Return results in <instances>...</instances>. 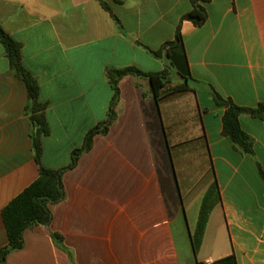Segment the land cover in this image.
Segmentation results:
<instances>
[{
    "label": "crops",
    "instance_id": "1",
    "mask_svg": "<svg viewBox=\"0 0 264 264\" xmlns=\"http://www.w3.org/2000/svg\"><path fill=\"white\" fill-rule=\"evenodd\" d=\"M103 3L110 13L97 0H0L2 29L19 44L44 104L41 163L62 170L64 194L48 206L49 224L26 229L23 248L3 264H213L229 255L264 264V120L239 117L252 140L245 153L223 135L225 108L212 95L264 104V0L199 2L207 14L200 27L181 20L191 0ZM178 25L182 50L164 49ZM127 67L167 71V81L154 96L147 78L123 77L115 120L68 168L107 118L106 71ZM27 104L0 43V249L8 243L2 209L38 177Z\"/></svg>",
    "mask_w": 264,
    "mask_h": 264
},
{
    "label": "trees",
    "instance_id": "2",
    "mask_svg": "<svg viewBox=\"0 0 264 264\" xmlns=\"http://www.w3.org/2000/svg\"><path fill=\"white\" fill-rule=\"evenodd\" d=\"M101 6L110 13L103 0H97ZM209 0H191L192 8L185 14L181 20H188L196 27L204 24L207 18L205 8L199 4L206 3ZM0 43L2 44L6 57L8 58L10 68L14 71L16 77L21 79L28 91V104L25 112L29 114L30 121V136L32 140V147L34 153V160L38 166V177L29 186L23 189L16 197H14L1 211L6 234L8 238L7 245L0 249V264H3L6 257L13 251L23 248V233L26 229L35 225H48L51 220V214L48 206L50 204L60 201L64 194L61 184L62 170H50L43 167L41 163L42 158V139L48 135V125L46 123L43 110L44 104L39 101V88L35 78L24 69L21 62L20 46L11 37H9L2 29L0 23ZM180 47L182 50V38L180 35L179 25L176 29L175 39L173 42L164 45V49ZM155 57H161L162 52H152ZM177 64L180 59H184V55H179ZM179 73L184 78L186 72L179 69ZM108 82L113 91V96L107 112L106 120L97 127L90 130L84 139L81 148L72 152L71 161L68 168H72L80 154L88 151L92 145L94 135L98 133H105L107 127L115 120V105L118 91V82L125 76L144 77L149 81L151 91L154 96H157L158 91L164 86L167 81V71L159 73H143L134 68L127 67L123 69H108L106 71ZM187 89L186 85L176 87L178 91ZM213 99L217 106L224 107L225 111L222 116V133L224 136L230 138L236 145H238L245 153H252V140L245 134L239 124V117L241 115H249L252 118L264 120V104H259L256 108L239 107L231 102L224 101L217 93L213 92ZM210 189L205 195L196 229L192 235V245L196 253L201 240L203 238L204 229L208 220L209 212L212 208L210 196L212 193ZM213 264H237L234 255H229L222 258Z\"/></svg>",
    "mask_w": 264,
    "mask_h": 264
},
{
    "label": "built area",
    "instance_id": "3",
    "mask_svg": "<svg viewBox=\"0 0 264 264\" xmlns=\"http://www.w3.org/2000/svg\"><path fill=\"white\" fill-rule=\"evenodd\" d=\"M207 264H212L211 262H208Z\"/></svg>",
    "mask_w": 264,
    "mask_h": 264
}]
</instances>
